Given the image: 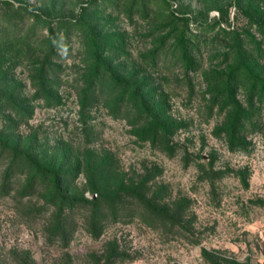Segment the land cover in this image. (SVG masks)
Listing matches in <instances>:
<instances>
[{
  "label": "rangeland",
  "instance_id": "obj_1",
  "mask_svg": "<svg viewBox=\"0 0 264 264\" xmlns=\"http://www.w3.org/2000/svg\"><path fill=\"white\" fill-rule=\"evenodd\" d=\"M9 1L0 2V65L30 112L2 129L61 163L69 201L51 204L47 187L23 194L24 172L14 171V188L0 193V264H264L263 85L242 143L230 146L223 130L226 82L243 105L253 74L264 82V0ZM83 16L106 34L108 66L127 82L114 90L105 75L85 107ZM49 23L60 44L53 104L33 97L29 77ZM140 95L157 116L150 125ZM77 155L100 164L69 171ZM6 161L0 151V177Z\"/></svg>",
  "mask_w": 264,
  "mask_h": 264
},
{
  "label": "trees",
  "instance_id": "obj_2",
  "mask_svg": "<svg viewBox=\"0 0 264 264\" xmlns=\"http://www.w3.org/2000/svg\"><path fill=\"white\" fill-rule=\"evenodd\" d=\"M0 2L5 6L12 5L11 1L9 0H0ZM81 18L86 27L88 48L91 49L88 65L85 68V72H83L79 78V104L81 107H85L91 101L95 102L99 97H101L100 95L96 94V90L97 85L103 80L105 75V80L114 90H117L118 88L125 89L124 85L126 86L127 82L124 81V79L116 76L114 71L110 70L108 66L109 61H107L108 56L106 52L107 48H109L110 44L112 43L107 38L106 34H101L100 32L98 33L96 26L92 24L91 19H87L85 16ZM62 23H66L65 20ZM56 32L57 31H55L54 25L49 23L48 36L44 42V47L42 48L43 50H41L40 56H35L31 60L29 66V77L36 87L33 97H41L48 104L57 103L59 100V95L52 86L54 84V76L56 73L53 59H55L56 50L60 45L58 34H56ZM26 36H28L27 33L20 41V44L25 43L24 39ZM16 37L18 38V36ZM181 43L182 42H180V44ZM29 47L30 45H28V48ZM181 49L183 50L185 56V58L182 60V65L186 67L188 65H192L191 58L188 56L186 47H181ZM107 71L109 72L107 73ZM7 73L8 69L5 66L2 67L0 65V113H4L3 118L5 121V123H3L4 125L1 124L0 126V151L6 152L7 154L6 166L0 177V193L7 194L11 191V189L14 188L12 177L14 175V171L20 169L19 172H24L23 182H21V188L19 189L23 194H30L34 191L37 192L38 187H47V192L49 194L45 193L43 198L51 204H56L58 207H60L61 204L64 205V201H69V198H66L69 190L61 188L63 183V175L60 171L61 163L56 162V160H53V158L46 160L45 158L40 156L37 157L31 154L29 151H27V142L25 145L19 146V143L14 140L13 136L11 134L8 135L6 131L11 129L10 125L13 124L16 119H18V116H27L30 112L27 107L24 108L21 106L20 103L22 102V98H20L11 87V78ZM226 83H228L226 87L228 93L227 98L224 100V104L229 107V110L227 111L226 118L223 122V130L226 133L229 145L234 146L242 143L238 138L242 133V127L244 126L245 121L250 117L251 112L248 109L253 106L252 100L253 97L257 95V85L264 86V82H262L255 74H253V84L251 86V93L249 95L247 105L241 104L236 99L235 92L232 91L230 82ZM259 95L260 97L264 98V91ZM132 96L133 93H130L129 99H131ZM138 98L140 100V104L144 106L145 110H147L148 117L146 120L148 125H150L151 121L157 120V116H155L156 114L151 111L150 106L145 104L146 101L141 95ZM5 124L7 125L5 127L6 130L2 129ZM157 133L158 132L155 130L153 132L154 136L157 135ZM66 162L70 164L73 163L69 166V168H67L69 171H72V169L76 168L79 169L82 164L85 169L89 168L90 170H93L100 164V162L93 163L88 158L80 160L78 155L74 156L70 160H66ZM79 171L80 169L78 172ZM100 187L103 188L104 184H101ZM99 202L100 205H107V203H109V194H105L104 197L101 196V200ZM91 209H93V211H91L88 215L90 220L91 218L95 219L96 216L93 203L91 204ZM57 225H60L59 222H57Z\"/></svg>",
  "mask_w": 264,
  "mask_h": 264
}]
</instances>
